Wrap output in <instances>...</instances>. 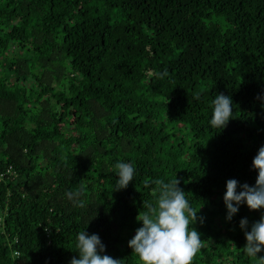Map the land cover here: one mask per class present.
<instances>
[{
	"label": "trees",
	"instance_id": "trees-1",
	"mask_svg": "<svg viewBox=\"0 0 264 264\" xmlns=\"http://www.w3.org/2000/svg\"><path fill=\"white\" fill-rule=\"evenodd\" d=\"M217 92L233 100L222 129ZM262 92L264 0H0V264H69L85 228L143 264L136 217L175 176L202 206L191 264H258L239 221L250 230L264 208L227 220L223 193L255 183ZM120 159L136 171L113 191ZM80 188L75 207L64 193Z\"/></svg>",
	"mask_w": 264,
	"mask_h": 264
},
{
	"label": "clouds",
	"instance_id": "clouds-1",
	"mask_svg": "<svg viewBox=\"0 0 264 264\" xmlns=\"http://www.w3.org/2000/svg\"><path fill=\"white\" fill-rule=\"evenodd\" d=\"M155 76L167 77L168 69L155 72ZM258 99L264 106V92L258 94ZM211 112L209 124L221 129L226 127L233 112L232 97L217 92L211 101ZM251 167L257 171L254 184L240 183L236 178L226 180L223 202L227 220L232 219L242 204L250 210L264 208V144L259 146ZM113 168L116 176L113 191L126 188L134 178V162L120 159ZM154 182L159 186L156 203L146 202L147 210L138 213L136 219L142 223L135 229L128 245L143 264H191L193 256L202 247L201 233L192 226L198 221L203 223V217L198 215L202 206L198 210L192 207L177 176ZM82 194L80 188L66 190L64 196L73 206L84 207ZM239 226L246 238L243 252L258 264H264V255H257L264 250V212L251 223L250 230L247 217L240 219ZM75 239L78 256H73L69 264H121V259L106 254V245L98 233H89L85 228L76 234Z\"/></svg>",
	"mask_w": 264,
	"mask_h": 264
},
{
	"label": "built area",
	"instance_id": "built-area-1",
	"mask_svg": "<svg viewBox=\"0 0 264 264\" xmlns=\"http://www.w3.org/2000/svg\"><path fill=\"white\" fill-rule=\"evenodd\" d=\"M7 174H12V172H11V169H10V168L7 170Z\"/></svg>",
	"mask_w": 264,
	"mask_h": 264
}]
</instances>
